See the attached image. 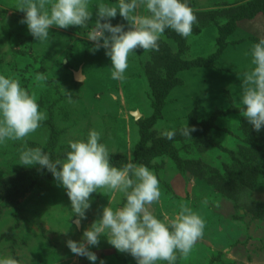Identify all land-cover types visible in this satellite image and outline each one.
I'll return each instance as SVG.
<instances>
[{
	"label": "rangeland",
	"instance_id": "rangeland-1",
	"mask_svg": "<svg viewBox=\"0 0 264 264\" xmlns=\"http://www.w3.org/2000/svg\"><path fill=\"white\" fill-rule=\"evenodd\" d=\"M17 2L0 0V74L19 78L46 119L24 141L0 144V189L20 173H36L22 197L0 200V257L11 255L19 264H92L66 242H80L109 199L115 209L123 195L93 193L87 219L77 226L66 190L47 169L21 165L19 149L26 143L61 159L70 150L68 140L86 139L95 129L114 166L144 164L156 174L162 195L150 208L154 215L171 217L185 204L203 217V237L186 258L177 253L176 264H264V128L255 131L240 115L242 74L253 67L245 53L264 38V0H187L197 16L192 34L183 38L168 29L158 51L134 50L123 80L111 78L106 49L94 52L87 38L97 5L116 0H90L88 27L54 26L44 43L20 23L25 13ZM111 23L128 30L119 13ZM76 71L83 81H76ZM38 72L47 79L37 81ZM187 123L196 129L190 135L197 145L179 133ZM174 129L172 140L159 139ZM199 165L214 168L221 179L195 176ZM90 251L98 257L95 264H137L104 236Z\"/></svg>",
	"mask_w": 264,
	"mask_h": 264
},
{
	"label": "clouds",
	"instance_id": "clouds-1",
	"mask_svg": "<svg viewBox=\"0 0 264 264\" xmlns=\"http://www.w3.org/2000/svg\"><path fill=\"white\" fill-rule=\"evenodd\" d=\"M16 9L25 13L20 23L26 24L29 33L40 43L49 39L54 26L86 28L93 17L90 0H18ZM118 13L128 22L127 31L124 24L112 25L111 20ZM96 17L87 38L94 42V52L106 49L113 80L125 78L129 54L134 50L158 51L166 30L187 38L197 22L187 0H116L115 4H98ZM245 55L251 57L253 67L242 74L240 115L260 132L264 128V38L253 43ZM35 79L45 81L46 73L38 72ZM68 100L74 102L70 95ZM45 119L46 113L40 110L35 95L21 86L19 78L0 74V144L7 140L24 141ZM194 131L188 123L179 129L180 135L190 139ZM164 135L172 140L176 130L166 131ZM100 141L101 133L91 129L86 139L68 140L70 150L64 158L55 160L40 147H28L25 143L19 149L21 165L47 169L58 186L66 190L77 226L87 219L93 193L103 189L124 197L123 205L115 209L109 199L102 216L84 230L81 241L68 239L66 246L92 264L98 257L90 247H98L101 236L118 252L130 254L137 264H176L177 253L186 258L204 235L203 217L180 204L175 215L158 218L150 210L162 195L156 174L144 164L128 162L114 166L108 147ZM0 264H19V261L9 255L0 257ZM100 264L105 262L101 260Z\"/></svg>",
	"mask_w": 264,
	"mask_h": 264
},
{
	"label": "trees",
	"instance_id": "trees-1",
	"mask_svg": "<svg viewBox=\"0 0 264 264\" xmlns=\"http://www.w3.org/2000/svg\"><path fill=\"white\" fill-rule=\"evenodd\" d=\"M170 57V56H169ZM171 60V59H170ZM194 127V126H193ZM193 134L194 136H196V133H190ZM166 137L164 138H159L160 140H164ZM210 139V138H209ZM164 142H167L166 140ZM190 143L192 145H197V140L196 139H192L190 140ZM215 142L212 143V145H210V147L214 146ZM198 146H196L195 148H198ZM193 147H189V149H192ZM178 160V159H176ZM179 164H181L179 162ZM182 168L186 169V170H192V168L189 167V164H185V167L183 165H181ZM198 172L194 173L195 176H198L199 178H204V179H208V178H217V179H221L220 175L218 174V172L214 169V168H209L208 166H203V165H199ZM243 169V168H241ZM245 171L244 169L242 170V172ZM36 180V173L35 170L33 169H29L24 173H20L18 175L15 176V179L13 180V183H11L9 186H6L2 183L3 188L0 189V200H4V201H12L14 200V198H17L18 196L22 197L24 195V193H26L28 190H30L33 187V184ZM8 185V184H7ZM214 185L220 186V181H216V183H214Z\"/></svg>",
	"mask_w": 264,
	"mask_h": 264
},
{
	"label": "water",
	"instance_id": "water-1",
	"mask_svg": "<svg viewBox=\"0 0 264 264\" xmlns=\"http://www.w3.org/2000/svg\"><path fill=\"white\" fill-rule=\"evenodd\" d=\"M81 76H83L82 75V73L79 71V72H77V73H75V79H76V81H83L82 79H81ZM80 77V78H79ZM84 77V76H83ZM134 116L136 117V118H138L139 116H140V114L139 113H134Z\"/></svg>",
	"mask_w": 264,
	"mask_h": 264
},
{
	"label": "bare ground",
	"instance_id": "bare-ground-1",
	"mask_svg": "<svg viewBox=\"0 0 264 264\" xmlns=\"http://www.w3.org/2000/svg\"><path fill=\"white\" fill-rule=\"evenodd\" d=\"M77 72V71H76ZM83 75V74H82ZM80 78V77H79ZM81 79L83 80L84 79V77L83 76H81Z\"/></svg>",
	"mask_w": 264,
	"mask_h": 264
}]
</instances>
